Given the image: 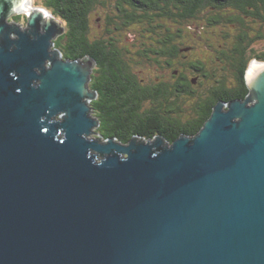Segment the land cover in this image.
Masks as SVG:
<instances>
[{"label": "water", "instance_id": "obj_1", "mask_svg": "<svg viewBox=\"0 0 264 264\" xmlns=\"http://www.w3.org/2000/svg\"><path fill=\"white\" fill-rule=\"evenodd\" d=\"M62 33L0 17V264H264V72L192 137L100 145Z\"/></svg>", "mask_w": 264, "mask_h": 264}, {"label": "trees", "instance_id": "obj_2", "mask_svg": "<svg viewBox=\"0 0 264 264\" xmlns=\"http://www.w3.org/2000/svg\"><path fill=\"white\" fill-rule=\"evenodd\" d=\"M43 3L64 28L62 59L93 60L95 131L118 145L194 136L218 102L246 97L245 69L264 61V0Z\"/></svg>", "mask_w": 264, "mask_h": 264}, {"label": "clouds", "instance_id": "obj_3", "mask_svg": "<svg viewBox=\"0 0 264 264\" xmlns=\"http://www.w3.org/2000/svg\"><path fill=\"white\" fill-rule=\"evenodd\" d=\"M0 17L3 18V21L7 22V25H18L23 23L31 27H33L34 24L37 25L44 22H47V27H51L52 24L59 19L55 13V9L44 4L43 0H0ZM8 38L9 40L16 39V33L9 32ZM261 72H264V61H257L254 58L250 60L244 73L245 85H250L252 80L257 78ZM9 76L14 80L19 79V76H16L12 72L9 73ZM16 92L20 93L21 89L17 88ZM42 131L46 130L42 129ZM61 131H63V129H61ZM60 142L63 143L64 140H60ZM86 158H93L91 162L95 166H102L105 162L101 160L97 163L99 156L94 158L90 152H87ZM120 160L122 162L127 161L126 159Z\"/></svg>", "mask_w": 264, "mask_h": 264}, {"label": "rangeland", "instance_id": "obj_4", "mask_svg": "<svg viewBox=\"0 0 264 264\" xmlns=\"http://www.w3.org/2000/svg\"><path fill=\"white\" fill-rule=\"evenodd\" d=\"M57 22H58V21L56 20V21L54 22V24L56 23L57 26H61V25L57 24ZM17 26H19L21 30H27V29H28V25H25V24H23V23L18 24ZM48 66H49V63H46V67H48ZM92 100H94V99H92ZM92 100H89V99H87V98L84 99V103H85L86 107H88V109H90V108H89V106H90L89 103H90ZM89 113H90L91 119H92L93 121L97 122L96 119H95L94 117H92L93 114H92V110H91V109L89 110ZM60 117H61V114H58V115L55 116V119H56V120H57V119H60ZM97 127H98V125H97ZM97 127H96V128H97ZM96 128H93V129L91 130V132L94 133V134H96V135H94V134H89L88 136H86V138H87V139H91V140L97 142L98 144L102 145V144H104V143L106 142V140H102V138L99 137L98 132L95 131ZM116 145H117V144H116ZM127 145H128V144H127ZM91 154L96 155L97 152H96V151H91ZM121 156H124V155H121ZM125 156H126V155H125ZM98 161H100V160H98Z\"/></svg>", "mask_w": 264, "mask_h": 264}, {"label": "flooded vegetation", "instance_id": "obj_5", "mask_svg": "<svg viewBox=\"0 0 264 264\" xmlns=\"http://www.w3.org/2000/svg\"><path fill=\"white\" fill-rule=\"evenodd\" d=\"M57 21H58V20H57ZM57 23H58L59 25H61L60 27L63 29V33H64V28L62 27V23H61V21H58ZM63 33H62V34H63ZM59 36H60V35H59ZM53 48H54V47H53Z\"/></svg>", "mask_w": 264, "mask_h": 264}]
</instances>
